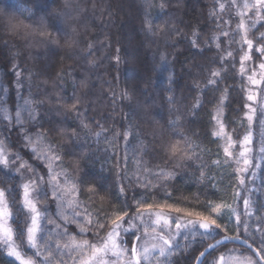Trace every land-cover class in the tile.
<instances>
[{
	"label": "trees",
	"instance_id": "1",
	"mask_svg": "<svg viewBox=\"0 0 264 264\" xmlns=\"http://www.w3.org/2000/svg\"><path fill=\"white\" fill-rule=\"evenodd\" d=\"M220 2L228 4V8L221 14L220 27H217L218 21L209 14L213 8L218 10V4L214 0H153L156 6L153 9V28L156 34L146 35L143 30L146 0H69L67 4L65 0H0V84L9 89L7 105L14 116L17 93L14 86L16 70L13 69V64L19 65L18 70L22 71L25 77L31 72L32 97L35 100H44L45 103L38 109L40 123L35 127L26 124V127L33 133L47 131L52 143L64 145L58 150L68 153L62 157L63 166L72 175H77L74 163L80 159L81 154H91L89 159L80 161V169L87 174L85 183L81 185L82 189L86 190L93 179L101 181L106 187L118 189L117 156L112 154L113 149L104 139L97 142L94 137H89L85 141L84 133L81 132L82 146L74 147L68 136L60 135L61 129L71 132L76 128L80 131L79 120L63 107L65 103L71 104L72 99L62 101L58 107L56 94L61 92L59 87L61 82L55 81L57 87H53L56 73L61 69L66 73L71 68L76 79V88L73 89L72 78L68 77L62 94L68 97L75 91L76 95L82 96L87 105V120L92 126V132L97 130L98 124H103L106 128L111 126L113 131L117 128L122 131L131 123L133 131H138L140 135L132 139L129 150L136 146L138 139H146L150 149V154L145 155L148 167L155 169L159 166L178 173H188L176 181L152 189L149 202L153 198L165 202L170 194L168 203H177L192 211L206 212L203 208L206 201L220 202L224 198L236 211L225 210L224 216L218 220L222 229H226L221 231V235L240 236L257 250H264V166L256 170L255 176L252 174L250 177L249 174L245 176V183L242 186L238 184L234 173L236 168L234 162L227 169L212 165V161L218 159L216 152L220 142H213L211 137L210 113L225 88L229 89L224 107L225 123L233 139L238 142L250 125L245 115L247 113L245 104H249L246 88L247 75L250 72H247L244 78H241L239 73L240 57L248 51L247 45L238 43L239 33L233 38L237 42L231 43L230 46L229 38L221 36V50H217L215 44L208 43V38L213 34L235 30L239 23L238 8L233 7L230 0ZM240 2L241 0H237L239 6ZM161 3L165 5L163 12L159 11ZM10 20L15 23L22 21L29 27L22 28L18 34L12 35L8 30ZM225 20L229 23L224 24ZM45 23L48 25L46 30L59 40L58 45L44 42L39 37L38 33ZM252 23L253 21H248L249 26ZM54 26L62 27L67 35L57 33ZM161 28L163 30H160ZM173 28L176 31H170ZM193 32L199 35L195 48L191 43ZM261 33H264V22L258 23L248 34L254 45L264 44V40L258 39ZM72 38L80 41L81 49L86 48L89 41L96 42L97 45L102 42L104 47L98 46L93 57L82 59L78 55L80 49L69 50L64 47V41ZM226 51H232L233 57L228 58L226 63H221L220 57ZM161 53L166 54L167 58V65L163 68L160 61ZM250 54L255 61L261 58L255 49ZM116 55L121 58L119 65L113 60ZM91 58L98 59V67L88 66L87 59ZM213 69L222 70L218 88L215 91L209 88L203 94L198 92L194 85L206 84ZM169 76L172 77L171 81ZM85 77L88 78L90 86L88 89H81L80 80ZM125 91L128 98L118 99L117 97ZM28 94L29 82L25 79L23 96L27 97ZM172 95L175 96V103L170 105L167 98ZM49 96L51 100L48 99ZM197 97H200L203 106L193 112L192 106L196 103ZM19 103L22 104L23 99H20ZM81 107L83 109L84 103ZM170 107L174 109L171 114L168 111ZM175 109H179L183 120L182 126L177 130L184 132L199 145L197 151L206 150L202 152L200 159L182 167H176L175 161L167 160L163 153H151L161 138L165 140L169 138L168 133L171 130L167 128V121L178 114ZM58 112L64 115H58ZM24 116L26 118L27 113ZM153 133L156 136L155 141ZM0 137L1 140L7 138L6 145H10L8 148L10 153H19L42 172L45 171L38 161L30 159L31 153L25 147L23 136L19 127L15 126L14 120L11 125L6 120L0 121ZM118 143V152L122 158L124 155L122 136ZM219 159H223L222 152ZM201 163L211 167L209 176L214 177L215 188L210 182L201 186L197 181L196 178L201 171L197 165ZM18 166L16 163V167ZM129 166H132L131 161ZM0 172L3 187L13 186L16 189L14 192L16 196L19 182L6 179L4 170L0 169ZM152 182L157 183L155 179ZM126 187L129 203L132 202L133 189L141 194L144 192L135 183L126 182ZM237 192L239 195H234ZM80 199L87 203V193L81 195ZM245 199L249 201L248 208L251 214L249 216L245 204H242ZM112 202L116 203V200L113 199ZM40 203H44L43 196L40 197ZM95 203L98 205L99 200L97 199ZM52 205H49L50 213H53ZM236 215L239 216V222ZM249 219L252 220L247 221ZM69 231L76 232V226L71 225ZM212 241L213 239H205L200 234L181 238L180 246L173 250L169 258L171 264H194L200 252ZM228 246L244 248L238 244L228 243L219 250H224ZM0 264L15 263L8 260L4 252H0Z\"/></svg>",
	"mask_w": 264,
	"mask_h": 264
},
{
	"label": "snow or ice",
	"instance_id": "2",
	"mask_svg": "<svg viewBox=\"0 0 264 264\" xmlns=\"http://www.w3.org/2000/svg\"><path fill=\"white\" fill-rule=\"evenodd\" d=\"M69 0H65L67 4ZM218 4V10L213 8L210 10V16L215 18L220 27L219 21L228 8V4L221 3L220 0H214ZM233 7L239 9L237 0H230ZM156 6L153 0H146L144 8V25L143 30L146 35H154L156 31L153 28V9ZM165 5H159V11L163 12ZM250 10H255V22L251 26L245 20ZM240 17L239 23L235 30L223 31L213 34L208 38V43L215 44L217 50H221V36L227 37L229 46L235 41L233 38L237 33L240 34L241 45H247L248 51L240 57L239 73L241 78L247 75L245 63L252 61L250 54L253 49L261 57L257 68L251 70V75H247L248 87L247 100L257 102V94L253 92L252 86L260 89L264 100V44L254 45L253 39H249V32L260 22H264V0H254L249 3L244 0L243 11H237ZM229 21L225 20L224 24ZM29 25L23 22L15 23L11 20L8 22V30L12 35H16L22 28H28ZM48 25L45 23L41 26L39 37L44 42L59 44V40L54 38L53 34L48 32ZM55 27V26H54ZM160 30H163L161 28ZM35 31V30H34ZM57 33L67 35L62 27H55ZM74 31V30H73ZM176 31V29H170ZM192 46L197 47L199 35L197 32L192 33ZM264 40V33L258 37ZM99 47H104L101 42L89 41L86 48H80L78 39H66L64 47L69 50L80 49L78 55L83 58L93 57L94 52ZM120 49H117L119 52ZM233 57L232 51H226L220 57L221 63H226L228 58ZM116 65H119L121 58L119 55L113 57ZM161 67H166V54L160 55ZM90 68L99 66L97 58L87 59ZM16 79L14 86L17 93V103L15 106V116L11 114V109L7 105V93L9 89L0 84V121L6 120L9 125L15 121V126L20 129V134L25 141V147L29 149L32 161H40L46 171H41L34 163L21 157L19 153H10L6 145L7 138L0 140V165L5 169L16 163L15 174H19L23 183L19 185V203H17L13 186L8 188H0V249L6 248L7 254L13 257L18 264H171L169 257L173 254V250L178 248L179 236L199 232L205 239H213V243L207 244L205 250L200 253V257H204L206 253L216 252L223 247L226 241L239 239V236L230 237L226 234L221 235L222 229L218 220L224 216L225 210L235 212L232 205L222 198L220 202L211 200L203 204L204 211H192L179 206L177 203H168L170 194L165 202H159L155 198L149 202V195L152 189L170 181H176L182 175L188 173H178L174 170L157 166L155 169L148 167V161L145 155L150 154L149 145L146 139H138L134 148L129 150L132 139L139 137L140 133L133 131V125L121 129L117 128L113 131L112 127H105L103 124L97 125V130L92 132V126L87 120V105L83 101L81 95H76L73 91L71 96L65 97L63 89L65 87L66 78L71 77L73 89L76 88V79L71 68L65 73L63 69L57 72L54 77L53 87H57L55 81L61 82L59 87L61 92L56 94L57 106H61L62 101L72 99L71 104H63L66 112H71L79 120V129L73 128L71 132L61 129L60 135L68 136L74 147L82 146L80 144L81 132L84 133L83 139L86 141L89 137H94L97 142L104 139L105 143L113 149L112 154L117 156L116 173L119 181L118 189L106 187L101 181L93 179L89 183L87 189H82L81 185L85 183L87 174L80 169V161L89 159L91 154L82 153L80 159L75 161L74 168L77 175H72L63 164V155L68 154L58 149H62L64 145H57L51 142L47 131L30 132L27 125L35 127L40 123L38 109L42 108L45 101L35 100L31 93L32 73L29 72L25 77L23 72L18 70L19 65L13 64ZM221 69H213L207 79V83L201 85L196 83L195 89L200 93H205L209 88L215 91L219 86V80L222 78ZM259 76V79L256 77ZM27 79L29 82V94L23 96V81ZM172 77L169 76L171 81ZM90 82L87 77L80 80V88L88 89ZM169 91L171 89L169 88ZM229 89L225 88L219 97L218 103L214 106L210 113L212 123L211 137L213 142L219 141L217 145L216 155L218 159L212 161L213 166L227 169L235 162L238 166L234 173L237 177L238 184L245 183V173L249 172L252 161L249 156L252 153V133L248 132L242 140L239 141L240 151L236 153L235 148L237 141L233 139L231 132L227 130L226 114L224 112L225 102L227 100ZM115 95V94H113ZM118 99H127L128 93L122 92ZM23 99V103L19 100ZM51 100V97H48ZM168 103H175V96H169ZM84 103L82 109L81 105ZM203 106L200 97H197L196 103L192 106V111H198ZM249 109L246 117L251 125L256 109L250 104H245ZM171 114L174 109L169 108ZM178 113L174 118L167 121V128L171 131L168 133L169 138H161L151 153H163L167 160L175 161L176 167H182L184 164L196 161L201 158L203 151H197L199 145L190 139L184 132L178 131L182 124V114L179 109H175ZM27 113L25 118L24 114ZM58 115L63 116L64 113ZM42 126V125H41ZM109 133L111 135L109 136ZM153 140H156L155 133ZM124 141V155L121 158L118 152L120 137ZM163 133H161V137ZM115 142V143H114ZM223 153V159H219L220 153ZM261 159H264V140L259 149ZM15 156V160H12ZM132 166H129V162ZM201 171L197 181L203 186L205 183H212L216 187L214 177L209 176L211 167L203 163L197 165ZM259 166V165H257ZM195 175L194 173L192 174ZM255 176V172L252 173ZM155 179L157 183L153 184ZM127 183H135V185L143 189V194L133 189L132 202L129 203ZM87 193V203L80 199L81 195ZM49 193L50 198H49ZM103 193V194H101ZM234 195L238 196L239 192ZM44 197L43 207L40 206V197ZM99 200L97 205L95 202ZM113 199L116 203H113ZM56 204L55 213L49 212V205ZM245 210L247 211L249 201L245 199ZM95 205V206H93ZM13 208L16 211H13ZM176 214V215H173ZM183 214V215H181ZM23 217L20 220V217ZM53 216L55 218H53ZM12 221V223H10ZM47 221V223H45ZM57 221H60L59 223ZM239 222V216H237ZM13 223L17 226L14 228ZM175 223V235H172V224ZM75 225L77 231L70 232L69 227ZM247 228V225H245ZM105 229H107L105 231ZM184 230V231H182ZM202 230V231H201ZM91 236L92 238H87ZM220 236V239H216ZM129 237L131 240V248L128 247ZM19 241V243H17ZM54 244V246H53ZM25 248L33 250L31 256H27ZM228 254L221 253L215 257L211 264H254L249 258L240 260L238 257L230 255L232 250H227ZM257 255L264 260V250H257ZM200 257H197L199 260Z\"/></svg>",
	"mask_w": 264,
	"mask_h": 264
},
{
	"label": "rangeland",
	"instance_id": "3",
	"mask_svg": "<svg viewBox=\"0 0 264 264\" xmlns=\"http://www.w3.org/2000/svg\"><path fill=\"white\" fill-rule=\"evenodd\" d=\"M248 2L249 3H254V0H248ZM243 3H244V0H241V2H240L241 5L239 6V9H238L239 11H243ZM239 19H240V17H239ZM255 19H256V17H255V10H250L248 12V15L245 16V20L247 21V23H248V21H251V22L253 21L254 22ZM260 60H261V58L259 60L255 61V58L253 57L252 61H247L245 63V67H246L247 72L248 73L250 72L249 75H251V70L252 69L258 67V65L260 63ZM256 78L259 79V76H257ZM262 87H264V85H262ZM252 90H253V92H255L257 94V102L254 103V102L249 101V104L251 105L252 108H255L256 109V112H255V115L253 116V120L251 122V125H249L248 131L245 133V135H246L248 132H251L252 133V139H253V143L251 145V147H252V153L249 156V159L252 161V163L250 165L249 172H247V173L244 174L245 176H247L249 174L248 177L251 176L252 172H256V170L260 166H264V159H261V154L259 152V149H260V147L262 145V140H264V100L261 99L262 93H261L260 89L256 88L255 86H252ZM247 113H249V109L248 108H247ZM249 114H251V113H249ZM245 135H243L240 140H242ZM239 141L237 142V145H236V148H235L236 153H239V151H240ZM27 150H28V148H27ZM12 160H15V156H12ZM38 163H39V165L43 166L40 161H38ZM234 164H235V167L242 166V165H237L235 162H234ZM257 165H259V166H257ZM18 167H16V164H14V165H10L9 168L5 169L2 165H0V169L2 171L4 170L6 172V175H5L6 179H10V180H13L14 179V180H17L19 182V185H20L21 183H23V180L21 179V176L19 174H15V170ZM0 174H1V172H0ZM0 188H4L3 187V183L1 181H0ZM19 191H20V189H19V186H18L17 195L15 196L16 197V200H17V203H19ZM50 195L51 194L49 193V198H50ZM244 201L245 200L242 201V204H244ZM237 202H238V200H237ZM51 204H53L52 206L54 208L53 209V214H54L55 211H56V204L54 202L51 203ZM40 206L43 207V203H40ZM233 209H235V208L233 207ZM247 210L249 211V213H247V215L248 216L251 215L250 214V209L247 208ZM13 211L15 212L16 209L13 208ZM173 215H176V214H173ZM181 215H183V214H181ZM236 216H238V215H236ZM22 219H23V217L21 216L20 217V220H22ZM251 220L252 219H249L247 221H251ZM10 223H12V221H10ZM45 223H47V221H45ZM12 226L15 228L17 226V224L16 223H13ZM172 230H173L172 231V235H175V223L172 224ZM182 231H184V230H182ZM256 231H258L257 228H256ZM197 234H199V232H195V233H191V234H186V235H181V236H179L178 240L180 241L181 238H184V237L187 238L189 236H193V235H197ZM128 239H129L128 247L131 248V240L134 239V237H129ZM17 243H19V241H17ZM240 246H242V245H240ZM242 247H244V246H242ZM244 248H240V247H236V246H228L224 250L221 249V250H218L216 252H212L211 254H207V256L204 258V260L202 261L201 264H211V261L215 257H218L222 252L228 254L227 250H232V252L230 253V255L235 256V257H238L240 260H244L245 258L251 257V259L254 261V264H259V262L257 261V259L254 257L253 253L250 250H248L247 248H245V249ZM24 251H25V253H26L27 256H31L32 255V252H33V250H29L27 248H25ZM0 252H4V254H5V256L7 257L8 260H11L15 264H18V261H16L13 257H11V256H9L7 254V249L6 248L0 249ZM153 264H155V261H153Z\"/></svg>",
	"mask_w": 264,
	"mask_h": 264
},
{
	"label": "water",
	"instance_id": "4",
	"mask_svg": "<svg viewBox=\"0 0 264 264\" xmlns=\"http://www.w3.org/2000/svg\"><path fill=\"white\" fill-rule=\"evenodd\" d=\"M230 237H236V236H230ZM217 239H220V237L217 238ZM213 242L214 241H212L210 243H213ZM228 243H234V244H239V245L244 246L245 248H247L248 250H250L253 253V255L255 256V258L259 262V264H264V260L261 259V256H259V255L256 254L257 253V249L252 244H250L247 240L239 237V239H232V240H229V241H226L225 242V244H228ZM205 248L201 252H203L205 250ZM207 254L208 253H206L204 257H200V254H199L197 257H200V258H199V260L196 258L194 264H201L202 261L204 260V258L207 256Z\"/></svg>",
	"mask_w": 264,
	"mask_h": 264
}]
</instances>
